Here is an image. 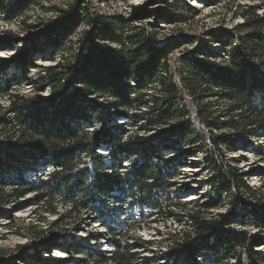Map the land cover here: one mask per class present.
<instances>
[{
    "label": "trees",
    "instance_id": "1",
    "mask_svg": "<svg viewBox=\"0 0 264 264\" xmlns=\"http://www.w3.org/2000/svg\"><path fill=\"white\" fill-rule=\"evenodd\" d=\"M38 5L37 0H0V21L20 19L29 42L20 50V67L26 59L41 60L46 47L51 60H57L53 66H38L41 71L31 78L24 70V81L29 80L36 93H12L9 81L0 83V97L9 100L6 108H0L4 143L0 183L17 186L7 194L12 199L34 194L38 204L49 206L50 214L56 213L52 204L60 203L66 206L68 218L98 220L113 237L115 229L110 226L118 224L124 203L149 210L157 222L168 217L180 222L183 215L173 210L182 212L186 204L170 198L179 169L166 166L161 156L154 159L143 146L145 137L128 136L122 128V121L139 123L138 131L154 130L165 133L171 142L191 144V149H185L189 155L208 156L212 147L211 155L221 160L218 166L206 160L215 174L208 181L209 193L216 196L207 197L187 215L191 232L184 231L179 239L172 236L167 252L148 258L145 264H228L231 259L235 264L243 260L264 264V255L254 251L264 247V185L249 187L244 181L247 174L222 160V149L236 153L245 150L246 143L264 160V15H258L255 7H244L242 25L210 35L207 43L170 66L169 52L178 45L176 38L159 42L156 35L162 27L142 26L138 18L147 17L145 10L120 18L71 5L52 9L55 16L40 22L41 32L32 33L36 26L26 24V19ZM188 13L198 11L189 7ZM169 19L176 25L187 21L179 15ZM81 24L86 26L80 35L82 46L77 51L67 48L66 55L65 47ZM9 38L20 42L16 35ZM210 42L219 51L207 46ZM124 160L129 170L122 168ZM38 168L44 169V175H36ZM25 170L33 172V180L24 177ZM223 193L231 200L229 214L206 220L203 213L217 208ZM236 201L238 209L232 212ZM241 225L256 232L231 229ZM39 233L37 249L28 244L18 247L21 251L13 264H29L30 248L35 249L32 255H38L40 248L49 251L53 238ZM111 244L109 257L102 252L84 253L82 248L73 254L91 264L134 263L130 247L118 240Z\"/></svg>",
    "mask_w": 264,
    "mask_h": 264
},
{
    "label": "rangeland",
    "instance_id": "2",
    "mask_svg": "<svg viewBox=\"0 0 264 264\" xmlns=\"http://www.w3.org/2000/svg\"><path fill=\"white\" fill-rule=\"evenodd\" d=\"M39 4L32 10L26 19V24L36 26L32 33H39L44 29L40 24L42 21L52 19L55 14L52 9H67L69 6H78L81 9H88L89 12L98 14L115 15L120 18H129L131 15H136L137 9L145 10L146 18L138 16L142 26L146 23L154 24L162 27L157 32L156 39L163 41L165 39L176 38L178 43L169 52L170 66L178 57L186 56L193 52L200 44L207 43L206 39L210 35L215 36L224 31L231 32L233 29L242 25L243 18L241 14L244 12V7H255L258 15H264V0H37ZM196 9L198 14L188 13V9ZM154 13H151L153 12ZM172 15L186 17L185 23L174 24L169 17ZM169 20V21H168ZM20 19L16 18L12 21H0V83L9 81L12 93L22 94L25 92H33L35 89L30 88L28 81H24V70L28 71L29 77L41 71L38 66H53L57 60L52 61L51 55L48 54V48L44 50L42 59L35 57L30 60L26 59L23 67H20V50L28 47L29 42L26 35L22 33ZM167 22H171L168 24ZM86 29L84 24L79 25L75 34L71 37L70 42L65 47L66 55H68L69 47L77 51L80 44L81 34ZM9 34L16 35L18 40H11ZM211 36V37H212ZM40 41V40H39ZM183 41L184 44H180ZM85 42V41H84ZM83 42V43H84ZM207 46L219 51V47L214 42H210ZM70 50V49H69ZM219 55L218 57H220ZM219 59V58H218ZM31 62L33 65H27ZM221 63V60H216ZM35 78V77H34ZM48 91H43V95H47ZM9 105L7 97H0V108H6ZM96 125L100 121H96ZM123 130L128 136H143L145 141L143 146L149 153H152L154 159L161 156V161H166V166H172L179 169L177 172L176 182H172L170 190V198L175 200V203L180 202L186 204V210L175 208V213L183 215V219L177 222L173 217L160 219L158 222L155 215L147 209L140 210L136 204L127 207L124 203L120 208V216L116 219L118 224L110 226V229H115L114 236L108 233L105 226L100 225L98 220L81 217L82 219H73L65 216L67 211L66 206L60 203H53L56 213H48L49 206H42L35 201L34 194H27L23 197L12 199L13 195L7 194L13 187L9 184L6 186L0 183V264H13V259L18 256L21 249L26 244L37 245V239L41 234L48 235L45 238H53L49 251H43L40 248L38 255L30 248L27 258L28 263L44 264L40 261H46L45 264H91L89 261L82 260L81 256H75L74 249H81L84 253L102 252L108 257L113 251L112 241L118 240L121 245L130 247V252L135 255L136 260L133 264H145L150 257H158L167 252V249L172 245V236L179 239L184 231L191 232V227L188 223L187 215H189L195 206L200 205L207 197H215L210 194L211 185L208 181L212 180L215 174L212 171V166L207 164H215L218 166L221 162L219 155H211L212 147L209 148L210 154L207 155H189L185 149H191V144H184L175 140L171 142L165 133L157 134L154 130L147 132L138 131V124H125L122 121ZM121 123V122H118ZM117 123V124H118ZM143 123V121H141ZM198 134L208 140V137L203 136L201 128L196 127ZM169 131L168 129H165ZM168 133V132H167ZM3 134L0 130V146H4L1 137ZM247 142V141H245ZM245 150L239 149L236 153H231L222 149L223 157L228 163L232 162V167L237 168L240 172L246 173L244 178L245 183L249 187L261 188L264 185V160L256 156L250 151V143H246ZM195 147L199 145L194 143ZM139 151V150H138ZM154 153V154H153ZM103 162L108 163L106 151H101ZM140 155L141 153H137ZM2 154L0 159L3 160ZM141 158V156H140ZM124 171L130 169L128 160H124L122 165ZM44 175V169L38 168L36 175ZM24 177L28 180H33V172L31 170L24 171ZM6 180L7 183L9 181ZM221 192V191H219ZM222 193V192H221ZM226 194L221 196L222 202L215 209L203 213V217L210 220H217V215H227L231 201L225 198ZM177 201V202H176ZM233 211L238 209V201L232 207ZM141 213L140 218L139 214ZM65 216V217H64ZM85 217V216H84ZM62 221L60 226L55 227V223ZM140 222V228L137 227V222ZM235 231H246L252 234L256 231L251 227L234 226L231 228ZM118 233V234H117ZM43 235V236H44ZM145 242V243H143ZM76 244H79L77 246ZM70 247L67 250L68 246ZM254 251L264 255V247H256ZM18 252V253H17ZM26 258V257H25ZM245 259V257H243ZM163 263V262H161ZM113 264V263H107ZM228 264H235V260L231 259ZM242 264H249L247 261H242Z\"/></svg>",
    "mask_w": 264,
    "mask_h": 264
}]
</instances>
